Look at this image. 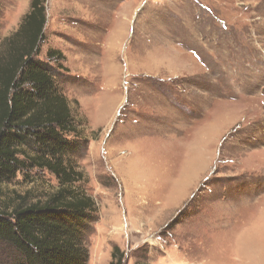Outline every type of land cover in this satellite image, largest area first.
<instances>
[{"label":"rangeland","instance_id":"374dc122","mask_svg":"<svg viewBox=\"0 0 264 264\" xmlns=\"http://www.w3.org/2000/svg\"><path fill=\"white\" fill-rule=\"evenodd\" d=\"M30 1L0 0V49ZM44 5L38 59L63 58L50 65L97 207L87 264L114 247L123 264H264V0ZM56 187L45 170L18 172L0 208Z\"/></svg>","mask_w":264,"mask_h":264},{"label":"trees","instance_id":"16d2710c","mask_svg":"<svg viewBox=\"0 0 264 264\" xmlns=\"http://www.w3.org/2000/svg\"><path fill=\"white\" fill-rule=\"evenodd\" d=\"M45 1H30L0 49V186L36 168L52 175L57 187L34 201L15 195L0 208L2 264H87L86 239L98 219L95 201L81 187L87 178L74 161L85 141L50 65L55 61L61 69L63 58L50 49L48 62L38 59ZM123 259L114 247L109 264Z\"/></svg>","mask_w":264,"mask_h":264},{"label":"crops","instance_id":"0c3cea01","mask_svg":"<svg viewBox=\"0 0 264 264\" xmlns=\"http://www.w3.org/2000/svg\"><path fill=\"white\" fill-rule=\"evenodd\" d=\"M150 56H151V55H150ZM180 68L182 69L183 67H180ZM181 69H180V70H181ZM184 70H187V69H184ZM191 184H193V183H191ZM189 186H190V185H189ZM189 186H188V187L186 186V188H185V191H184V192H186V191H187V188H189ZM184 192H183V193H184ZM177 260H178V259H177Z\"/></svg>","mask_w":264,"mask_h":264}]
</instances>
